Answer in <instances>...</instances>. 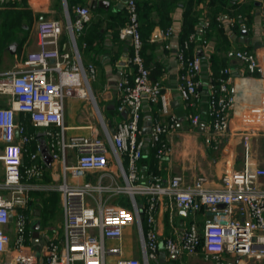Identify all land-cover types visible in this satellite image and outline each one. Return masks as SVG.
Here are the masks:
<instances>
[{
	"label": "built area",
	"instance_id": "built-area-1",
	"mask_svg": "<svg viewBox=\"0 0 264 264\" xmlns=\"http://www.w3.org/2000/svg\"><path fill=\"white\" fill-rule=\"evenodd\" d=\"M125 8L127 22L119 31V37L129 39L132 54L128 61L133 70L130 76H124L115 83L119 100L117 109L126 115L115 124L114 134L109 133L103 121V137L76 135L66 142L48 130L51 126H59L60 133L63 132L65 98L93 101L90 81L94 77V67L82 64L76 44V36L91 20L87 6H75L73 18L64 3L63 21L41 18L37 23V48L26 52L22 68L0 74V95L10 97L9 105L0 106L3 174L0 181V264H151V261L160 264L162 250L176 255L183 252L193 254L200 246L206 258H211L216 264H226L224 255L234 259L239 257L232 261L235 264H264V165L248 161L246 141L248 134L264 132V99L242 112L239 132L245 138L244 165L241 169L224 172L220 176L219 187L207 186L202 176L187 184L178 174L163 180L156 173H140L138 161L149 146H156L155 158L158 161L170 154L171 147L162 136L175 128L178 118L171 111L169 92L161 81L151 79L150 69L145 65L136 0H126ZM215 19L218 24H234L232 18L226 19L222 15ZM209 23L208 18H203L197 30L202 32ZM63 25L74 55L60 48ZM262 25L264 27V12ZM169 32L168 29L163 34L168 35ZM195 38L196 34L192 32L176 49L179 81L175 89L182 100L194 105L200 98L202 85H205V113L210 127L217 133L226 132L230 110L235 103L234 94L227 87L225 74L228 68L217 76L206 71L208 76L203 81L202 70L208 67V62H204L200 55L188 53ZM201 42L205 46L209 44L204 38ZM226 55L239 60L248 74L264 76V42L256 52L230 49ZM152 105H157L153 115ZM93 106L98 113L94 102ZM147 116L151 117L152 130L145 135L142 129ZM24 119L36 128L45 129L52 161L60 162L62 183L38 182L44 177L47 167L40 160L38 142L34 151L28 150L33 136L29 134ZM198 121L199 114L190 118L192 126ZM66 147L77 151L72 163H66L64 158ZM110 162L116 167L117 175L112 178V184L106 186L101 179ZM93 172L101 174L94 183L89 180L80 184L69 182L70 178L77 179ZM41 189L60 192L64 235L58 238L39 232L41 242L33 244L39 247L37 257L26 243L28 233L31 240V231H27L28 217L24 210L30 200L29 192ZM110 189L113 196L125 194L131 208L120 204L118 199L111 202L107 197L103 198ZM162 196H167L177 208L204 210L212 217L204 223L201 232L192 222L175 237L161 240L155 214ZM133 223L137 227L140 257L125 256L122 251L124 228ZM107 240L114 244L106 246Z\"/></svg>",
	"mask_w": 264,
	"mask_h": 264
},
{
	"label": "crops",
	"instance_id": "crops-1",
	"mask_svg": "<svg viewBox=\"0 0 264 264\" xmlns=\"http://www.w3.org/2000/svg\"><path fill=\"white\" fill-rule=\"evenodd\" d=\"M8 1L11 0H0V10L7 7L5 3ZM75 1V6L81 5L78 3L80 0ZM81 1L84 2L83 6L90 9L91 20L84 27L85 29H83V33L79 36L76 44L82 64L85 66L91 64L94 67V77L90 85L93 101L87 98L67 97L65 113L63 109V132L60 133L59 126L48 128L54 134H58L59 140L63 139L66 142L76 135L94 134L103 137L101 121L104 122L110 133V129L114 128L119 120L125 118V112L117 109L119 100L115 83L124 76H130L133 70V65L128 61L132 54L129 39L119 37V31L127 22L126 0H107V8L99 5L92 6L93 0ZM206 1L136 0L140 34L142 41H144L142 56L145 65L150 69L151 79L161 81L163 87L169 92L171 111L178 118V124L175 128L162 136L171 147L170 154L161 161L154 158L153 162L144 154L138 161V169L140 173L144 174L156 173L163 180L178 174L183 177L187 184L202 176L205 178L207 186L216 188L220 186V176L224 172L243 167L245 158H242V155L239 156L240 150L242 151L241 144L243 142L241 140L244 138L239 132L243 122L242 112L257 106L261 103L260 100L264 99V76L248 74L239 60L228 58L226 55V51L230 49L258 51L264 42V27L262 25L264 0L223 1L216 16L222 15L226 19L232 18L234 24L232 26H227L226 22L218 24L220 31L218 28L213 31L211 37L208 38L209 44L206 46L202 44V37L198 34L189 45V55H200L207 59L209 53L216 52L217 63L214 67L216 76L220 75L224 68H228L225 77L229 92L234 94L235 103L230 110L231 118L228 130L220 133L211 129L210 120L205 113L207 109L205 85H202L200 98L195 101L194 105L182 100L175 89L179 81L175 52L181 43L183 22L185 19L188 20L191 16L194 17L198 14L199 20L194 26L196 32L201 20L206 17L205 13L208 9ZM21 3L32 11L33 20L29 26L26 39L21 44L19 40L24 33L18 31L16 40L6 46L7 52L4 62L0 61V74L15 68H22L26 52L37 48V23L41 18L58 17L61 12L62 18L58 17V19L64 20L65 18L64 3L67 5V0H22ZM237 8H242L244 15L235 27L234 13ZM72 13L74 18L73 9ZM23 27H26L25 23ZM168 29L170 30L169 34L164 35L163 31ZM242 30H245L244 35H242ZM197 32L200 31L197 30ZM59 45L62 50L74 55L67 32H62ZM20 47H22L21 50ZM206 71L213 73L209 66L204 67L202 70L203 81L208 76ZM9 103V96L4 99L0 95V106H7ZM247 113L248 111L243 115ZM194 114H199V121L195 126H192L190 118ZM38 129L45 132L44 128ZM44 136L46 140L44 142L48 148L49 137L45 133ZM250 136L255 137H252L248 143ZM261 139L264 141V132H254L247 135V147L253 149L252 156H257V142ZM37 142L40 144V141ZM76 155V149L65 148L66 163L74 162ZM58 158H61V155ZM40 160H42L41 155ZM248 161L255 165L259 162L264 165V162L258 158H249L248 156ZM52 168H54V172L49 171L48 173V170ZM60 171L62 172L60 162L55 160L51 162L50 167H47L44 176L46 175L50 181H53V179L60 177ZM103 173L101 183L110 186L112 178L117 175L116 167L110 162L109 168ZM98 174L99 177L101 174ZM42 180L44 182L45 178ZM86 180L89 178H70L69 182L80 184ZM105 193L111 202L118 199L111 195V189ZM211 217L212 214H206L204 210L187 211L177 208L167 196H162L159 199L155 214V223L159 238L163 240L168 236L175 237L182 228L187 227L192 222L196 223L201 232L204 223ZM39 232L46 231L39 229ZM29 247L31 246L29 245ZM200 248L202 247L200 246L193 254L183 252L177 255L162 250L160 264H216L211 258H206L203 248L202 250ZM223 259L226 264L235 260L228 255H224Z\"/></svg>",
	"mask_w": 264,
	"mask_h": 264
},
{
	"label": "rangeland",
	"instance_id": "rangeland-1",
	"mask_svg": "<svg viewBox=\"0 0 264 264\" xmlns=\"http://www.w3.org/2000/svg\"><path fill=\"white\" fill-rule=\"evenodd\" d=\"M14 9H16V10H29L27 7H24L22 4L15 6ZM30 12L32 13V11H30ZM58 17L62 18V12L60 13V15ZM58 17H54V18L58 19ZM49 18H53V17H49ZM31 23H30V26H31ZM63 31L66 32L64 25H63ZM82 33H83V31L78 36H76V43H77L79 36H81ZM27 34H26V36H27ZM5 48H7V47L3 46L2 43L0 42V61H2V62H4V58H5L6 52H7V49H5ZM21 48L22 47H20V50H21ZM92 81L93 80L90 81V85L92 84ZM3 98L6 99V96H3ZM67 99L68 98H66L64 100V113L66 111ZM252 137H255V136L248 137V143ZM242 140H241V142H244L245 138H243ZM246 140H247V138H246ZM241 145H242V151L240 150L241 154L239 153V156L242 155L241 157L245 158L246 148H245L243 143ZM257 145H258L257 156L256 157L254 155L252 156L251 153H252L253 149L250 147H247L248 156H249V158H258L261 162L262 161L264 162V141H263V139H261L259 142H257ZM27 147H28L29 151L35 150V149L30 150V144ZM123 158H125V156H123ZM257 165H261L260 162L257 163ZM56 170L58 171V169H56ZM49 171H51V173H53L54 168H52L51 170L49 169L48 173H49ZM98 175H99L98 172H93V173L86 174L83 178H85V179L89 178V180L94 183L96 181V178L98 177ZM60 177L59 178L57 177L56 179H53V181H50L47 178V176L45 175L43 177V178H45L44 182H42L43 178L38 182H41L43 184H46L49 182H51L52 184H60L63 182L61 171H60ZM2 179H3L2 165L0 162V181H2ZM49 191H51V190H45V189L37 190V191H34L35 193L30 196L31 202L29 200L28 204L25 207V211H26L25 213L28 217V226L32 229L35 226V224L38 223L40 230L46 231L50 236L56 235L58 238H62L64 235V217H63V204H62L61 194L59 191L55 190V196H54V193H52V194L48 195L49 199H46L45 198L47 195L46 192H49ZM106 195L107 194L104 193L103 198H105ZM113 197L115 199L118 198L120 201V204L124 205L127 208H131V204H130V202H129V200L125 194L120 193L118 195H114ZM39 213H42V214H39ZM10 229H12V224L10 225ZM26 243L33 248L35 255L38 257L39 256V247L36 245H32L30 238H28V237L26 239ZM113 244H114V242H112V241H109V240L106 241V246H110ZM139 246L140 245L138 244V233H137L136 224L133 223V224L126 226L124 228L123 238H122V251H123L124 255L128 256V255L133 254L135 256L140 257ZM200 249L202 250V248H200ZM151 264H158V263H156L155 261H151Z\"/></svg>",
	"mask_w": 264,
	"mask_h": 264
},
{
	"label": "trees",
	"instance_id": "trees-1",
	"mask_svg": "<svg viewBox=\"0 0 264 264\" xmlns=\"http://www.w3.org/2000/svg\"><path fill=\"white\" fill-rule=\"evenodd\" d=\"M223 1H225V0H207L206 1V5H207L208 9H207L205 15L209 19L210 23H209V27L204 29L201 33L197 32V29H196V32L194 30V26L196 25V23L199 20L198 14L194 15V17L191 16L188 20L185 19L183 22V33L181 35L180 41L183 42V40H185L188 37V35L192 32H194L195 34H198L202 38L208 40V38L211 37L213 31L218 28V23L215 20V17H216V14H218V11L220 10V8L222 6ZM21 2H22V0L8 1L7 3H5V5L7 7L3 10H0V42L2 43L3 46H7L10 43H12L14 40H16V38L18 37V34H17L18 31H21L24 33L23 37L19 40V43L21 44L26 39V34L28 33L30 23L33 20V14L29 10H16V9H14L15 6L22 4ZM75 3H76L75 0H67V8H68V11H69V14L71 17L73 15L72 9L75 7ZM78 3H80L82 5L84 2L80 0ZM137 5H138V3H137ZM243 15L244 14H243L242 8H239V9L237 8L236 12L234 13L235 27H236V25H238L239 20L241 17H243ZM24 23H25L26 27H23ZM218 29H219L218 31H220V28H218ZM141 37H142V35H141ZM143 46H144V41H143ZM143 46H142V49H143ZM227 51H226V53H227ZM202 58H203V56H202ZM216 58H217L216 52L215 53H212V52L209 53L207 59L203 58L204 62H206V61L208 62V66L211 69V71L213 72L212 76H216V74L214 73V67H216V63H217ZM156 110H157V105H152L151 106V114L152 115L155 114ZM24 122L27 125V130H28L29 134H31L33 136L31 143H30V150H33L36 148L37 141H42V140L44 141L45 140L44 131L41 132L38 128L32 126L27 120H24ZM155 150H156V146H149L147 148L146 152L144 153V154H146L147 158H151L152 162L154 161V158H155ZM23 157L25 160L27 159L26 154ZM35 191H37V190H35ZM34 193H35L34 191H30L29 192V198ZM46 193H47V195L45 197L46 199H49L48 195H50L52 193H54V196H55V190H51V191L46 192ZM24 212H26V211L24 210ZM39 214H42V213H39ZM27 231L28 232L31 231L28 224H27ZM28 235H29V233H28ZM28 235H27V237H28Z\"/></svg>",
	"mask_w": 264,
	"mask_h": 264
},
{
	"label": "water",
	"instance_id": "water-1",
	"mask_svg": "<svg viewBox=\"0 0 264 264\" xmlns=\"http://www.w3.org/2000/svg\"><path fill=\"white\" fill-rule=\"evenodd\" d=\"M96 5L104 6V7L107 8L108 1L107 0H93L92 1V6L95 7ZM244 34H245V30H242V35H244ZM50 62L52 63L53 60L51 59ZM203 65H205V64H203ZM150 120H151V117L150 116H147L146 119H145L146 124L144 125V127L142 129L143 130V133L145 135H148L151 132V130H152V128L150 126ZM110 133L111 134H114L115 133L114 128H111L110 129ZM39 149H40V155H41L42 161L44 162V164L47 167H50L51 166V162H52V156H51V154L49 152V149L46 146V143L43 140L40 141ZM11 219H12V216L9 217V220H11ZM39 241H40V238H39V224L37 223L32 228V232H31V243L32 244H36ZM238 259H239V257H237L235 260L237 261ZM227 264H235V262H229Z\"/></svg>",
	"mask_w": 264,
	"mask_h": 264
}]
</instances>
